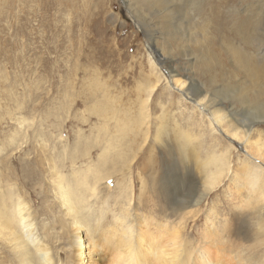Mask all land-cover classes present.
I'll return each mask as SVG.
<instances>
[{"label": "rangeland", "instance_id": "1", "mask_svg": "<svg viewBox=\"0 0 264 264\" xmlns=\"http://www.w3.org/2000/svg\"><path fill=\"white\" fill-rule=\"evenodd\" d=\"M242 1L211 0L212 9L221 8L223 32L241 23L242 15L226 25L231 8L240 13L254 4ZM160 2L150 8L139 0H0V192L26 199L39 238L44 241L50 233L46 240L59 254L68 249L67 241L58 239L60 223L70 226L59 197L58 183L64 182L63 189L72 186L84 194L82 215L90 222L81 234L96 223L101 231L116 227L126 211L141 219L148 234L177 229L192 241L209 234L227 262L264 264V197L248 195L233 177L254 139L246 148L221 126L211 124V132L206 112L192 109L172 86L169 72L172 68L178 72L174 79L187 84L191 77L220 91V103L231 99L233 93L221 97V73L209 61L217 50L213 38L221 34H214L208 21V28L177 26L176 16L163 18ZM201 27L209 29L207 40ZM180 29L186 37L176 40ZM202 57L215 69L205 71ZM222 66L225 83L243 80L229 61ZM179 95L185 105L176 104ZM162 123L167 129L159 133ZM255 129L264 141V123ZM178 133L189 134L186 148ZM227 146L229 172L205 196L200 164L217 159ZM101 163L106 173L94 184ZM83 178L89 187H82ZM171 200L189 208L172 215L165 204ZM2 256L20 264L14 246L3 238Z\"/></svg>", "mask_w": 264, "mask_h": 264}, {"label": "bare ground", "instance_id": "2", "mask_svg": "<svg viewBox=\"0 0 264 264\" xmlns=\"http://www.w3.org/2000/svg\"><path fill=\"white\" fill-rule=\"evenodd\" d=\"M139 1L146 3L150 8H153L154 5L161 1L160 3L163 4L162 8L165 12L163 18L172 17L171 14L176 16L174 20L177 22V26H181L184 23L190 26L192 23H195L196 26L199 24L204 27L207 26L205 22L207 23L208 21L215 26L214 34H217V36L221 34L220 42V37H218V39L213 38L214 44L217 45V50L211 51V59L209 61L214 60L219 67H217V69L221 73H219L221 75V97L226 93H233L234 96L231 97L232 100L229 99L224 101V99L221 100L220 103V101H217V95L220 91L218 92L216 89H212L208 86L204 87L197 85L191 77L187 78L188 84L180 79H174V77L178 75V72L175 74L174 70L170 68L169 72L172 74L170 75L173 83L172 86H177L176 88H179L178 93L188 98L193 103L192 109H194L195 112H197L198 109L202 112H206L210 121L208 127L211 132H213L214 129L211 124L221 126L220 128L225 129L224 134L229 137V139L238 140L241 144H245L246 148L248 147V142L254 139L253 142L249 144V148H247V158L242 160L236 169L234 168L236 173L233 177L236 176L238 182V184H236L237 187L239 188L242 184L248 195L260 196V194H262V197H264V170H262V165L264 166V141L261 139L262 132L260 130H252V127L259 122L264 123V0H253L254 4H247L246 6L248 7L240 13H237L234 8H231V17L227 18L226 25L230 24L229 20L234 24L236 22V16L242 15L241 23L233 30L224 29V32L221 28V8L219 11L215 8L212 9L211 0ZM248 1L249 0H243L240 4H244V2ZM133 10L134 13L136 12V15L139 14L135 9ZM208 12L210 13L209 17H205ZM180 14H183L185 17ZM187 14L190 21H186ZM206 28H208V26ZM198 30L202 31L203 34H201V38L205 40V33L209 29L207 30L201 27L198 28ZM179 31L181 32L182 30L180 29ZM180 35H182V32L179 33V37L176 40H182L186 37L184 34L182 36ZM232 37L234 41L230 40ZM206 53L207 56H209L208 50ZM161 58L164 60V57L161 56ZM202 59L201 61L204 63L205 71L213 69L208 65L209 61L207 63V60ZM225 60L232 64L231 67L243 77V80L237 79V83L233 82L230 84L224 82L222 61ZM231 75L232 74H230V76ZM236 76L237 75H233V78ZM158 77L156 78L157 81L161 79L160 76ZM226 82L228 81L226 80ZM153 91L154 87L150 90L149 94ZM139 94L140 92L137 93V95ZM180 95L176 100V104L179 106L185 105ZM233 104L240 107L239 113H236L235 110L233 111L231 108ZM247 113H251V116H247ZM198 114H201V112L199 111ZM162 117L163 119L161 120H164V116ZM162 124L164 127H160L161 129L158 130L159 133H163V131L167 129L166 125H164V123ZM178 134L182 135L184 147L186 148V144L188 143L186 139L189 134ZM216 140L217 139H215V141ZM132 146V144L126 145L125 148L129 149ZM230 152L231 146H227L221 151L217 159L210 160L207 163L202 162L200 164V166H205V183L201 186L205 196L210 193L220 183L222 177L229 172ZM153 165H155V163ZM104 166L105 165L101 163L98 168L102 169V171L97 172L96 176L93 174L94 184L104 178L106 173L103 170ZM57 179L59 180L60 177ZM81 184L82 187H89L85 178L82 179ZM63 185L64 182L58 183L59 190L61 191L59 197L61 198V205L65 207L66 213L64 216L70 219L68 230L64 223H60L59 226L61 234L58 233V239H64L67 241L68 245L67 250H64L63 247L61 248V251H64L63 254H59L56 246L54 245V247L46 240L51 237L50 233L46 234L44 241L39 238L34 225V217L32 213H30V206L26 199L16 196L11 197L5 192H0V239L3 238L6 240V243L14 246L18 257H20V259H18L20 264H99V262L100 264H104L103 261L105 258L107 260L106 264H232L226 261L222 247H216L217 245H214L215 238L210 237L209 234V238L205 239L202 236L201 240L195 239V241H192L187 235L185 237V235L181 234L177 229L166 230L165 235L163 234L164 236L158 235L159 232L148 234V230L141 228L143 224L141 219L138 221L139 219L131 217L126 211L116 220V227L113 226L110 230L101 231V226L99 223H96L94 227H88L89 229L91 228L89 232L85 231L84 234H81L83 230L82 227H86L90 222L85 221L84 219L86 217L82 215L86 210L84 207V198L82 197L84 194L83 192L79 193L77 190L73 191L72 186L63 189ZM90 193H94L92 188ZM80 195H82L81 199ZM165 204L172 215H178L181 211L189 208V204L186 203L179 208L177 202H173V200L167 201ZM98 221L100 220L96 222ZM161 230H163V228ZM0 264H12V262L4 259V256H2L0 257Z\"/></svg>", "mask_w": 264, "mask_h": 264}]
</instances>
